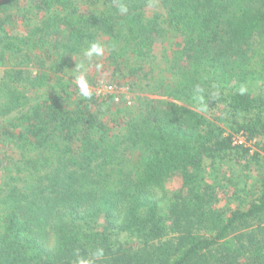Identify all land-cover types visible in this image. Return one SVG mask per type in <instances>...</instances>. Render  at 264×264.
Returning a JSON list of instances; mask_svg holds the SVG:
<instances>
[{
	"label": "trees",
	"instance_id": "obj_1",
	"mask_svg": "<svg viewBox=\"0 0 264 264\" xmlns=\"http://www.w3.org/2000/svg\"><path fill=\"white\" fill-rule=\"evenodd\" d=\"M148 1L0 0V264H264V0Z\"/></svg>",
	"mask_w": 264,
	"mask_h": 264
},
{
	"label": "rangeland",
	"instance_id": "obj_2",
	"mask_svg": "<svg viewBox=\"0 0 264 264\" xmlns=\"http://www.w3.org/2000/svg\"><path fill=\"white\" fill-rule=\"evenodd\" d=\"M145 12H146L147 15H151V14L156 13V12L162 13L163 12V8L160 5L159 0H149L148 3L145 6ZM169 49H174V45L172 44L169 47ZM2 73H3V69L0 68V79L2 77ZM136 89H137V87L136 88H133V92L134 93L132 94L135 97V100H134L135 103H136V101H137L138 98L149 97V92H143V91H139V90H136ZM97 91L98 92H101V93H107L106 88L98 89ZM123 91H125V90H123ZM115 93H118V92H115ZM125 94H126V92L124 94L122 93V95H124V96H125ZM125 100H126V97H125ZM212 113L214 114V113H216V111L213 110ZM254 150H256V149L254 148ZM234 179H235L236 182H238L239 184H241L242 181H243V175H241L240 181L237 180L238 178H234ZM177 188H178V183L173 178H169L167 180L166 184H165V190L167 192V197L168 196L170 197L172 195V193ZM166 204L167 203L164 200L161 202V204H160L161 211L164 210Z\"/></svg>",
	"mask_w": 264,
	"mask_h": 264
},
{
	"label": "clouds",
	"instance_id": "obj_3",
	"mask_svg": "<svg viewBox=\"0 0 264 264\" xmlns=\"http://www.w3.org/2000/svg\"><path fill=\"white\" fill-rule=\"evenodd\" d=\"M120 11L122 13L127 12V8L124 7V6H121L120 7ZM102 54H103V49L98 43H92L90 45V47L87 49V51L85 52V55L88 56V57H92L93 55L100 56ZM76 83L78 84L80 92H81L83 97L88 98V97L91 96V92L89 91V85H88L86 79L83 76H81L76 81ZM243 91H244V89L242 88L241 92H243ZM201 110H203V109H201ZM101 255H103V250L102 249L98 250L96 252V256H101ZM80 264H90V262L82 260L80 262Z\"/></svg>",
	"mask_w": 264,
	"mask_h": 264
},
{
	"label": "built area",
	"instance_id": "obj_4",
	"mask_svg": "<svg viewBox=\"0 0 264 264\" xmlns=\"http://www.w3.org/2000/svg\"><path fill=\"white\" fill-rule=\"evenodd\" d=\"M106 90H107V92H112L113 91L112 88H110V87L109 88H106ZM98 93H101V92H98Z\"/></svg>",
	"mask_w": 264,
	"mask_h": 264
}]
</instances>
